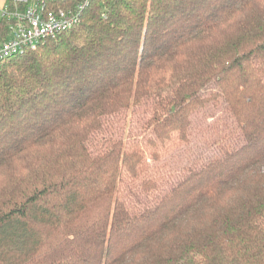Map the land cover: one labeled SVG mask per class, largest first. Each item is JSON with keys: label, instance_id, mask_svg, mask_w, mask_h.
<instances>
[{"label": "trees", "instance_id": "16d2710c", "mask_svg": "<svg viewBox=\"0 0 264 264\" xmlns=\"http://www.w3.org/2000/svg\"><path fill=\"white\" fill-rule=\"evenodd\" d=\"M0 264H264V0H88L0 60Z\"/></svg>", "mask_w": 264, "mask_h": 264}, {"label": "built area", "instance_id": "2783aa9c", "mask_svg": "<svg viewBox=\"0 0 264 264\" xmlns=\"http://www.w3.org/2000/svg\"><path fill=\"white\" fill-rule=\"evenodd\" d=\"M87 1L73 10H54L45 0H13V6L8 5L2 13L10 25L9 37L0 40V60L22 54L47 37L76 26Z\"/></svg>", "mask_w": 264, "mask_h": 264}, {"label": "rangeland", "instance_id": "374dc122", "mask_svg": "<svg viewBox=\"0 0 264 264\" xmlns=\"http://www.w3.org/2000/svg\"><path fill=\"white\" fill-rule=\"evenodd\" d=\"M149 111H150V108H149V106H146V105L135 107L131 111L128 112V114L126 116V121L124 122L125 133L130 135L132 139H133V137H135V141H139V144H141V145H143L142 142H145V140H146L145 138L149 134V131H147L144 128V126L142 125L145 118H147L146 116L149 114ZM122 116H123V114H121V117ZM110 119H107L106 120L107 122L104 120V129H107L106 123H109ZM119 119H120V117L117 115L113 118V122L115 124H117V120H119ZM177 145H178L177 141H172L171 143L168 144V147L166 149H162V151H165V150L166 151H173L177 147ZM143 147H144V149H146L145 152H146V155L148 157L147 163H148L150 169L149 168H147V169L149 170V172L155 171V169H158L155 171V173L159 174V172H161L162 170L163 171L167 170V168L163 166V163H160L156 167H154V164H152V160H151L150 154H149L150 148H148V147L145 148L144 145H143ZM144 175H146V173H144ZM163 177L167 178V176H163ZM170 179L172 181L175 179V177H172Z\"/></svg>", "mask_w": 264, "mask_h": 264}, {"label": "crops", "instance_id": "0c3cea01", "mask_svg": "<svg viewBox=\"0 0 264 264\" xmlns=\"http://www.w3.org/2000/svg\"><path fill=\"white\" fill-rule=\"evenodd\" d=\"M9 5V1L8 0H0V20L2 18V13L3 10ZM9 37V33L6 34V38ZM5 38V39H6Z\"/></svg>", "mask_w": 264, "mask_h": 264}]
</instances>
